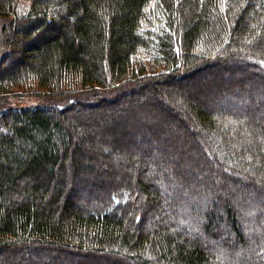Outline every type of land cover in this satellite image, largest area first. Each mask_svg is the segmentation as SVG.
Masks as SVG:
<instances>
[{
	"label": "trees",
	"instance_id": "1",
	"mask_svg": "<svg viewBox=\"0 0 264 264\" xmlns=\"http://www.w3.org/2000/svg\"><path fill=\"white\" fill-rule=\"evenodd\" d=\"M0 16H12L0 95L67 98L0 112V258L264 264V0H0ZM138 52L153 53L161 70L130 72ZM235 62L255 80L202 83ZM193 83L219 88V105L183 97L172 110L168 93L190 96ZM120 84L129 86L98 94ZM145 93L160 98L156 109L147 99L122 109ZM155 110L187 128L201 162L165 142L140 151L135 143L158 125L124 139L132 130L123 116ZM113 153L127 169L97 171Z\"/></svg>",
	"mask_w": 264,
	"mask_h": 264
},
{
	"label": "rangeland",
	"instance_id": "2",
	"mask_svg": "<svg viewBox=\"0 0 264 264\" xmlns=\"http://www.w3.org/2000/svg\"><path fill=\"white\" fill-rule=\"evenodd\" d=\"M30 2L27 3H22L20 5V8H18V11L20 13L26 11L29 9V5ZM12 16H8V17H4V16H0V58L4 55V53L6 52V43H5V35L7 33V24L9 22V20L11 19ZM20 51V50H19ZM153 53L151 52H138L137 54L133 55L132 59H131V65H130V72L134 71L137 72L139 71V69H143V70H147L146 73L147 74H154L156 72H158L159 70H161L160 66H156L154 64L153 61ZM229 67L225 68V72L219 69L215 71V73L213 72L211 77L205 78L207 79L205 82L202 83H212V84H216V85H221V82L219 83V80L217 77H222L223 76V80L225 81V77L228 78V82L231 85H235L236 87L240 88V87H244L246 86V84L248 85V83L253 82L255 79L252 76H249L246 72L242 73L241 70L237 69V64L235 63H231V65L227 64ZM222 73V74H221ZM258 83V82H257ZM129 85H124V84H120V85H116L115 87H113L112 89H109L105 92H100L98 94L102 95V94H107V95H111L114 94V92H117L119 90H123L125 87H128ZM234 86V87H235ZM235 87V88H236ZM262 87L264 88V85L262 84ZM247 88V87H246ZM189 91L190 92V96L188 94H185V92L182 91H170V93H168V98H169V102L170 103H174L173 105L171 104L172 110L178 112V107L177 105H175L176 103L180 102V99L185 97L186 99L192 100V99H197L201 102H203L204 104H209L211 106L209 107H217L219 105V98H221L223 96V92L221 90L215 89L214 87L209 88L208 84L204 85V84H199V83H193L191 84V86H189ZM150 93H145L142 96H137L132 98L130 101H127L124 106V108L122 109H132V110H137L138 108H141V106L143 105V103H146V99L150 100L151 103V108L152 109H156V106L159 104L158 103V99H160L159 97H154V96H150L148 95ZM80 95V94H79ZM67 100V98H55V97H50L47 95H40V96H36V95H25L22 94V89L20 88H16L14 89L12 92H8L5 94L0 95V112L2 111H6V110H10V109H23V108H31V107H47V106H53V105H62L65 101ZM121 105V104H120ZM122 107V106H121ZM118 108V106H117ZM97 112V111H95ZM161 114L162 116L164 115V113L159 112V111H150V116L147 118H136V120L134 122H129V118L130 116L125 115L123 116V121H126L127 124L130 125V128L132 130L131 134L132 136L130 138H128V134L125 132V136L124 139H126V141H132L137 140L138 141V137L136 135L140 134V130L139 127L145 126V127H153L155 128V126H159L160 130L159 132L155 135V136H151L149 137V139L147 138L146 141H142L140 139L139 143H135V146H137V148L140 151H144V152H149V148H148V143L152 144L157 142L158 145L160 143H169L170 146H175L178 147L180 146L179 150H181V158L182 156L187 152L188 149H194V146H196L195 141L192 140L190 134H188L187 132V128L183 127L181 128L180 125H178L176 122L172 121V120H160L159 117H155V115ZM154 118H151V117ZM127 117V118H126ZM179 117V116H178ZM129 119V120H128ZM154 119H158L157 121ZM156 121V122H155ZM188 127V126H187ZM189 129V128H188ZM93 134L97 135V130L93 129ZM144 138V137H143ZM176 138V140L174 139ZM180 138L182 140H180ZM201 142H199L198 144H200ZM95 144H92L93 148H95L94 146ZM174 150V148H173ZM195 150V149H194ZM193 156V160H190L191 163H193V161L195 162H201L203 159L201 157L200 151L199 149L195 150L193 153H191ZM189 156L187 154V156L184 157L183 160V164L182 165H188L190 164L189 161ZM192 159V158H191ZM180 160V161H182ZM122 156H114V153L111 155V160L104 158V160L102 158H100L98 160V170L103 168H107L110 169V166H112V168L116 169L115 175H117L120 172H123V170L127 169L126 167L123 166L122 164ZM85 175H89L87 172H84V176ZM98 175H102V173L98 174ZM97 175V177H98ZM115 178V176H114ZM122 178L120 177L119 183H121ZM220 182V180H218V183ZM222 183V182H221ZM84 189L81 190V197H83V193H84ZM99 192V191H98ZM100 195V194H99ZM87 199V197H85ZM101 198L100 197H96ZM88 200V199H87ZM99 200V199H98ZM89 201V200H88ZM2 259V260H1ZM4 259L0 258V264H8L7 262H3ZM11 264V263H9Z\"/></svg>",
	"mask_w": 264,
	"mask_h": 264
}]
</instances>
